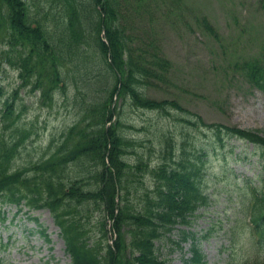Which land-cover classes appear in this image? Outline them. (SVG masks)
I'll use <instances>...</instances> for the list:
<instances>
[{"label": "trees", "instance_id": "obj_1", "mask_svg": "<svg viewBox=\"0 0 264 264\" xmlns=\"http://www.w3.org/2000/svg\"><path fill=\"white\" fill-rule=\"evenodd\" d=\"M47 1L59 4L61 11H53L52 5L46 12L44 3L0 0V57L19 72L22 81L7 98L0 86V221L6 219L3 204L50 210L71 264H170L158 255L156 242L165 237L182 247V242L196 240L187 230H179V241H172L171 234L177 225H190L197 211L211 201L203 173L207 152L199 144L189 159L186 138L178 143L171 136L162 140L165 147L160 165L150 169L140 158L137 165H131L127 158L136 142L124 134L123 129L132 126L121 120V106L127 102L166 116L177 112L180 125L191 133L207 129L213 133L214 153L217 145L226 146L227 137L259 148H264V137L239 126L207 124L176 100L147 95V88L168 80L172 63L156 40L138 42L128 34L121 16L123 2L131 0ZM33 8L37 16L31 14ZM204 26L216 36L215 27L206 19ZM237 70L264 94V53L240 62ZM68 83L81 95L76 98L81 117L59 141H51L47 157L14 167L20 149L32 137L31 131L18 124L23 115L16 108L21 88L41 92L43 103L53 104L60 91H67ZM94 83L101 84L91 90ZM11 127H15L14 134L8 140L5 133ZM146 170L154 183L139 207L134 197L144 184ZM232 193L240 212L228 228L230 239L237 243L246 235L251 250L257 251L252 250L244 263L234 255L227 263L264 264V178L259 185L247 181ZM96 213L103 217L100 236L93 240L90 225ZM109 223L116 234L112 243L108 241ZM191 253L187 264L205 263L196 244Z\"/></svg>", "mask_w": 264, "mask_h": 264}, {"label": "rangeland", "instance_id": "obj_2", "mask_svg": "<svg viewBox=\"0 0 264 264\" xmlns=\"http://www.w3.org/2000/svg\"><path fill=\"white\" fill-rule=\"evenodd\" d=\"M26 1L37 5L44 3L42 7L46 12L52 5L53 11H61L59 4L51 1ZM141 2H123L121 18L125 29L138 42L156 40L163 56L172 63L168 80L147 88V95L156 100H176L189 112L202 117L207 124L239 126L259 131L264 137V94L251 87L237 70L240 62L264 53V0ZM36 11L33 8L31 14L37 16ZM204 19L215 27L216 36L204 26ZM21 82L19 72L0 57V86L6 93L5 97H10ZM100 82L104 83L103 80ZM100 84H91V90ZM91 96L89 94L87 99ZM80 97L72 90L70 83L65 93L60 91L56 95L53 104L43 103L41 92L31 93L29 88H21L16 108L23 115L18 124L20 129L31 131L32 137L20 149L14 167H23L51 153V141H59L62 133L81 117L80 105L76 102ZM2 105L0 100V109ZM121 109V120L132 126L125 127L124 134L136 142L127 158L131 165H137L139 158L150 169L160 165L165 147L162 140L171 136L178 143L183 137L186 138L189 159H193L192 154L199 144L202 145L201 150L207 152L203 160V173L206 178L205 192L211 201L207 207L197 211L190 225H177L171 234V240L175 242L179 241V230H187L196 235V240L189 239L178 247L164 237V240L156 242L161 259H168L170 264H187L186 261L192 257L194 244L203 253L205 264H228L233 260V255L239 262L248 259L254 249L251 250L246 235L236 243L228 234L229 226L238 219L240 212L232 191L247 181L260 184L264 178V148L227 137L226 146L222 148L217 145V152L214 153L213 133L209 129L204 132L193 130L191 133L180 125L181 117L175 111L166 116L159 111L134 108L127 102ZM2 126L0 124L1 132ZM14 128L6 131L8 140H11ZM188 131L190 134L187 136ZM144 172V184L134 197L139 207L154 183L153 175L147 170ZM3 205L6 220L0 222V264L72 263L61 230L50 210ZM102 217L96 213L92 218L90 227L93 240L100 236L99 221ZM112 224L108 225V241L114 242L116 234Z\"/></svg>", "mask_w": 264, "mask_h": 264}, {"label": "flooded vegetation", "instance_id": "obj_3", "mask_svg": "<svg viewBox=\"0 0 264 264\" xmlns=\"http://www.w3.org/2000/svg\"><path fill=\"white\" fill-rule=\"evenodd\" d=\"M0 8H1V3H0Z\"/></svg>", "mask_w": 264, "mask_h": 264}]
</instances>
